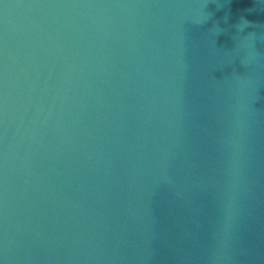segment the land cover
Returning <instances> with one entry per match:
<instances>
[{"label": "water", "instance_id": "obj_1", "mask_svg": "<svg viewBox=\"0 0 264 264\" xmlns=\"http://www.w3.org/2000/svg\"><path fill=\"white\" fill-rule=\"evenodd\" d=\"M0 264H264V0H0Z\"/></svg>", "mask_w": 264, "mask_h": 264}]
</instances>
